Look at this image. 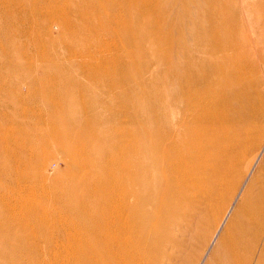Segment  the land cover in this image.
I'll return each instance as SVG.
<instances>
[{
	"label": "rangeland",
	"instance_id": "1",
	"mask_svg": "<svg viewBox=\"0 0 264 264\" xmlns=\"http://www.w3.org/2000/svg\"><path fill=\"white\" fill-rule=\"evenodd\" d=\"M221 85L233 125L190 165L206 193L180 189L152 231L129 228V264H205L256 176L245 166L264 148V0H0V264H107L110 201L139 198L130 173L156 186L155 147L191 149V88ZM246 129L250 150L224 159ZM217 161L233 163L220 188Z\"/></svg>",
	"mask_w": 264,
	"mask_h": 264
},
{
	"label": "bare ground",
	"instance_id": "2",
	"mask_svg": "<svg viewBox=\"0 0 264 264\" xmlns=\"http://www.w3.org/2000/svg\"><path fill=\"white\" fill-rule=\"evenodd\" d=\"M226 93L227 89L222 85L216 94L196 88L195 93H193L191 88V103L194 100L197 104V110L191 107V149L182 152L177 142L174 144L176 147L171 145V142L169 145L159 144L155 147L156 155L151 161L157 172L156 186L150 184V178H142L141 173L133 175L130 173V181L140 188V194L135 193L139 198L134 204L130 203L124 196L117 199L114 197V203L110 201L108 211L110 218L113 217L115 220L108 224L109 229L104 232L103 236L107 244L113 245L115 248L110 250L111 256L109 257L111 259L107 264H129L133 261V259L131 260L133 252L129 250L133 246V238L129 230L147 227L145 228L146 232L152 231V225H155L154 220L170 208L172 199L180 196L178 193L180 189L189 186L191 190L202 194L206 193L200 178L192 174L190 165L199 163L203 166L209 147L223 143L214 139L215 132L219 131L218 127H223V130L222 136L217 134V137L227 138L229 125H233V121L228 115L218 110L219 98ZM193 94L194 97H192ZM251 133L250 129H246L239 134L238 138H232L233 144L225 143V147L222 148L224 149V159L234 154L233 158L240 161L241 155L250 150L247 141H249ZM239 149L242 150L241 153L238 152ZM188 156L191 159L190 164L187 162ZM212 165L214 169L213 178L220 188L224 185L226 173L231 170L233 163L232 161H217ZM257 165L259 167L256 171ZM245 168L249 173L255 170L257 174L247 184H244L246 186L237 205L229 214L230 216L222 219L220 224V227H223L222 231L218 238L214 237L212 250L209 252L205 264H251V259L248 260L247 254L255 256L254 264H264V185L258 187L259 191L255 190L256 182H259L261 175H264V148L263 151L254 154ZM143 170L145 171V167ZM216 195L214 192L213 196L209 194L206 197L209 211H211L213 204L218 201L219 196L216 197ZM130 196H133V193H130ZM153 198H155L154 201H152ZM120 202L123 206L120 205ZM146 205H151L153 208L142 209ZM136 209L140 211L139 216L135 215ZM146 223H149L150 226H147Z\"/></svg>",
	"mask_w": 264,
	"mask_h": 264
}]
</instances>
